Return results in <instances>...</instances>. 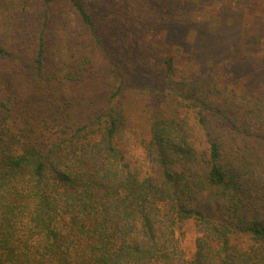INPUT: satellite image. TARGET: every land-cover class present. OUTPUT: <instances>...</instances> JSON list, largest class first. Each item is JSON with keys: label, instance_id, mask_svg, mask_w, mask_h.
<instances>
[{"label": "trees", "instance_id": "16d2710c", "mask_svg": "<svg viewBox=\"0 0 264 264\" xmlns=\"http://www.w3.org/2000/svg\"><path fill=\"white\" fill-rule=\"evenodd\" d=\"M24 7L0 17V264H264V69L241 90L216 74L219 65L223 76L258 63L245 48L263 43L264 23H240L239 41L224 35L237 23L224 0L218 17L224 10L227 20L203 37L216 71L206 66L180 88L173 54L149 61L135 33L134 50L115 54L121 41L84 0ZM132 98L146 108L144 146L160 178L118 165ZM192 108L203 123L222 119L226 138L196 148L181 115ZM31 205L48 229L44 245L18 232ZM186 226L195 231L187 247L177 235Z\"/></svg>", "mask_w": 264, "mask_h": 264}, {"label": "rangeland", "instance_id": "374dc122", "mask_svg": "<svg viewBox=\"0 0 264 264\" xmlns=\"http://www.w3.org/2000/svg\"><path fill=\"white\" fill-rule=\"evenodd\" d=\"M27 0H0V17L7 19L11 11L22 10ZM92 6V10L99 18V25L107 37L120 44L115 48V54L127 52L132 47V33H135V41L140 51H150L151 60H160L166 54L171 53L175 57L176 76L175 84L180 88L186 83L202 77L206 66H212L211 71H216L211 56L204 49L203 37L210 36L209 30L216 29L222 18L219 8L224 7V0H155V9L148 8L143 0H84ZM237 14L236 29L225 31L224 35H231L237 41L239 27L244 25L251 30L258 21L264 23V0H231ZM72 24L81 27L74 14L70 15ZM220 23V22H219ZM111 24L110 29L106 28ZM238 27V28H237ZM141 29H145L141 32ZM139 31V32H137ZM264 32V31H262ZM262 44L256 48H245L246 59H257L256 65L250 64L234 73L224 72L221 76V65L217 67L218 80L223 85H229L236 89H242L247 79H251L264 69L261 60L264 56V34L260 36ZM151 42L153 47L147 48L146 43ZM122 48V49H121ZM254 51V52H253ZM255 53V54H252ZM260 63V64H259ZM127 111L126 128L117 138V147L120 150L119 167H124L130 172H137L141 177H161V167L156 160V155L147 150L144 143L150 139L146 122V108L136 98L130 99ZM189 121L188 140L199 150H204L209 145V139L221 135L226 138L222 119L206 116L205 123L199 120V114L195 109H186L181 112ZM29 207V206H28ZM157 225L161 228V238L167 247L171 249L175 245L174 237L169 233L164 218L157 216ZM18 232L23 239H28L38 245H44L48 229L34 214V206L31 205L20 215L17 222ZM195 231L186 226L184 236L177 233L185 247L191 246V240Z\"/></svg>", "mask_w": 264, "mask_h": 264}]
</instances>
